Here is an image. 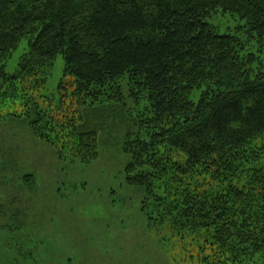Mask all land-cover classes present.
<instances>
[{"label": "trees", "instance_id": "1", "mask_svg": "<svg viewBox=\"0 0 264 264\" xmlns=\"http://www.w3.org/2000/svg\"><path fill=\"white\" fill-rule=\"evenodd\" d=\"M218 10L246 21L259 47L218 34L208 22ZM59 57L76 107H66L63 93L55 109L53 99L43 108L41 90ZM124 84L148 104L135 131L126 128L127 184L151 191L174 182L163 197L151 191L157 217H147L182 239L210 234L213 254L200 264H264V0H0L1 121L54 146L58 164L100 157V132ZM2 158L0 172L36 189L35 172L12 153ZM203 175L230 183L188 189L189 178Z\"/></svg>", "mask_w": 264, "mask_h": 264}, {"label": "rangeland", "instance_id": "2", "mask_svg": "<svg viewBox=\"0 0 264 264\" xmlns=\"http://www.w3.org/2000/svg\"><path fill=\"white\" fill-rule=\"evenodd\" d=\"M208 22L220 35H234L259 47L249 35L247 22L238 16L218 10ZM26 50L24 41L6 64L9 75L17 73ZM70 79L59 57L41 90L43 108L53 99L55 109L63 93L66 107H76ZM61 84L67 90L60 89ZM122 91L109 126L100 132V157L90 163L66 159L58 164L52 156L54 146L37 140L24 124L6 117L1 121L0 115V162L5 153H12L20 169L38 177L36 189L30 191L20 183L19 174L14 178L0 172V264H200L213 254L205 231L182 239L147 217H157L158 202L151 191L163 197L164 188L173 181L155 182L151 191L127 184L126 128H133V119L145 113L148 104L126 84ZM198 100L196 92L192 101ZM187 182L192 191H213L215 185L230 183L213 181L209 175Z\"/></svg>", "mask_w": 264, "mask_h": 264}]
</instances>
